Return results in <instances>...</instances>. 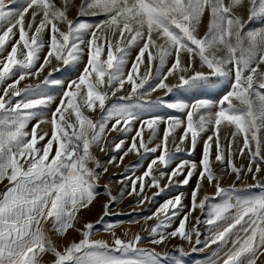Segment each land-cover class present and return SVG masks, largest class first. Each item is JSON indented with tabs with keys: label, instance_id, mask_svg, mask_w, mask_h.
<instances>
[{
	"label": "snow or ice",
	"instance_id": "obj_1",
	"mask_svg": "<svg viewBox=\"0 0 264 264\" xmlns=\"http://www.w3.org/2000/svg\"><path fill=\"white\" fill-rule=\"evenodd\" d=\"M131 153L146 166H125L118 191L105 182L104 211L84 221ZM161 194L128 222L139 230L103 223L124 197ZM196 252L193 264H264V0H0V264Z\"/></svg>",
	"mask_w": 264,
	"mask_h": 264
},
{
	"label": "rangeland",
	"instance_id": "obj_2",
	"mask_svg": "<svg viewBox=\"0 0 264 264\" xmlns=\"http://www.w3.org/2000/svg\"><path fill=\"white\" fill-rule=\"evenodd\" d=\"M72 15H75V9L71 10ZM85 19L89 22L92 23L94 22V18L93 17H85ZM75 72H70V71H61L59 74H54V78L57 79H69L71 78L73 75H75ZM159 94V91L156 93V95ZM192 98H198L195 95H193ZM169 115H177L179 114L178 112H176L175 110H169L168 111ZM31 123H34V121L30 122V124L28 125V128L30 130L31 128ZM47 127V125L45 126ZM96 155L102 160V161H106L108 159V156L110 155V153H105V152H96ZM199 157V151L197 150L191 157L187 156V154H185V156L183 158H197ZM146 162H147V158L145 159V161L143 162V164H141L140 161H138L137 155L135 153H131L129 155H127L123 161V165L119 166V167H109V174H105L101 180L100 185H98L97 187V191L99 193L98 198L94 201V203L89 206V208L87 210H82L80 215L82 217V219L84 221H88V220H96L97 218L100 217L101 213L104 211L103 210V201L105 200V189L103 188V184L105 182L109 183L110 186L113 187L114 192L119 190V186L117 184V181L119 180V177L121 174L125 173V166H129V165H137L138 167V172L143 170V167L146 166ZM137 172V174H138ZM234 177L232 175H228L224 178L223 180V185L227 186L229 184H231L233 182ZM247 182L248 183H254L251 180V177L249 176L247 178ZM237 185H240L243 183V181H236ZM195 184V180L194 179H190L189 181V185H182L179 186V191L183 192V193H189L190 192V186H194ZM153 191H155V189H152ZM204 190H206L209 193H212L214 191L213 187L211 185H205ZM261 189L259 187H253L252 189H250V191L252 192H259ZM175 193H173L174 195ZM165 198V194H161L157 197L154 198V201L152 203H147L145 206H137L134 200V197H124L122 200H119L117 202H115L114 204L110 205L109 210H108V214L104 217V221L103 223H119L121 225H123V227L125 228H131L133 231L139 230L140 225L139 224H134V225H129V221H134V220H141L144 216H148L150 214L151 211L154 210L157 202L162 201ZM213 202H218V198H213ZM184 203L187 204L188 203V199L185 198ZM207 211V209L205 210V212ZM197 215H201V218L203 219L204 216L197 211L196 213ZM103 223L100 225H97V227L102 228L103 227ZM152 221H149V224H151ZM201 230L203 232L204 229V225H201ZM116 231L118 234H120L121 232V228L117 227ZM69 236H75L76 238L78 237L77 233H73V232H69L68 234ZM99 237L101 238H109L108 234H105L103 232H100L97 234ZM67 238V237H66ZM170 245H174L176 243H179V241L177 240H173L169 242ZM169 251H172L173 253L175 252L174 249L169 248ZM207 255V252H196V253H191L188 257H186V264H193V261H195L196 259L202 258L204 256ZM45 262L51 259L50 255H45L42 258Z\"/></svg>",
	"mask_w": 264,
	"mask_h": 264
}]
</instances>
